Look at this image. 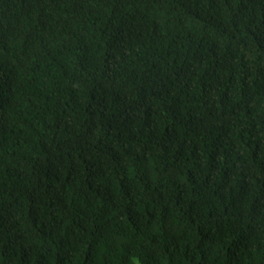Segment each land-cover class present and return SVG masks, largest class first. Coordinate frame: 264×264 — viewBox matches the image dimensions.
I'll list each match as a JSON object with an SVG mask.
<instances>
[{
  "label": "trees",
  "instance_id": "16d2710c",
  "mask_svg": "<svg viewBox=\"0 0 264 264\" xmlns=\"http://www.w3.org/2000/svg\"><path fill=\"white\" fill-rule=\"evenodd\" d=\"M0 264H264V0H0Z\"/></svg>",
  "mask_w": 264,
  "mask_h": 264
}]
</instances>
